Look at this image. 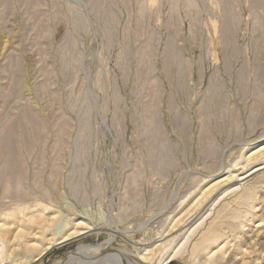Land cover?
I'll use <instances>...</instances> for the list:
<instances>
[{
    "label": "rangeland",
    "instance_id": "obj_1",
    "mask_svg": "<svg viewBox=\"0 0 264 264\" xmlns=\"http://www.w3.org/2000/svg\"><path fill=\"white\" fill-rule=\"evenodd\" d=\"M260 145L264 0H0V221L84 224L32 264H264Z\"/></svg>",
    "mask_w": 264,
    "mask_h": 264
},
{
    "label": "bare ground",
    "instance_id": "obj_2",
    "mask_svg": "<svg viewBox=\"0 0 264 264\" xmlns=\"http://www.w3.org/2000/svg\"><path fill=\"white\" fill-rule=\"evenodd\" d=\"M246 158H247V161L249 163H251V164H256V163L262 162L264 160V145H260V147L254 149ZM262 166H264V165H262ZM262 166H261V168H257L256 167L257 169L251 170L249 175L246 176L245 178L253 175L254 173H256L259 170L264 169V167H262ZM244 167H245V165H244ZM236 181H238L236 179V176L233 175L232 173H229L228 175H226V176L216 180L215 182L211 183L210 185H208L204 190H201L200 196L198 195V198H196L194 200V202H192V204L189 206V208L187 210H185L184 216H188L193 211H195L196 209H199L203 205H205L207 203H210L211 202L210 198L212 196L216 195V193L220 192L221 190L222 191L219 194V196L220 195L222 196V195H224V194H226L228 192H232V191L234 192V191H237V190L239 191L241 186L240 185L236 186V184H235ZM214 197L216 198V196H214ZM214 197H213V199H214ZM217 199L218 198L214 199L215 201L213 202V204L216 202ZM10 216L13 218L11 222H9L10 220H8V221L7 220H1L0 221V264H2L7 257H10L9 250L7 249V244H6L7 241L5 240L6 239V233L4 232V230H6L7 225H8V227L16 226L15 230L13 231V233L11 235V238L9 240L10 243H11L12 240L15 242L14 243L12 241L14 243V245H12V246L15 247L14 250H19L20 251L23 248V246H25L26 248H36V249L40 248L37 251V253L36 252H32L31 256H27L26 255V250L22 249L21 253H19L16 256L13 257V259H15L13 261H16V262H19V263H25V264H32V263H35V262L39 261L42 257H44L45 254H47V252L49 250H52L54 247L62 245L64 243L68 242L69 240H71L72 238L80 236V235H82L84 233L83 230L80 231V230L77 229L79 226L82 227L81 226L82 223L78 222V221L73 226H71L70 229H68V232H55V231L53 232L51 230V228L54 225V221H55L54 219L57 217L56 215H53V216L48 217L46 219H43L41 222H36L34 224V228H32V229L29 228L26 224L22 223V221L18 217L19 214L14 213V214H12ZM34 218H35V216H34ZM38 219H40V218H38ZM32 221H33V218H30L28 220L29 223L32 222ZM34 221H35V219H34ZM263 221L264 220L262 219L260 221V223L263 222ZM181 222H182L181 220H178V224L181 223ZM258 223H257V227H258ZM199 224L203 225L202 221ZM199 224H197L196 226L201 228V226H199ZM176 226L177 225H175L174 229L176 228ZM83 227H84V224H83ZM259 227H261V224L259 225ZM194 229H195V227H194ZM221 229L223 230L222 227H221ZM76 230H78V231H76ZM197 230L198 229L196 228V230L193 231V232H196ZM230 230H232V229H230ZM218 231H219V229H218ZM224 233H225V231H224ZM48 235H50L49 238L47 237ZM229 236L231 237V235H229ZM169 240H171V239H169ZM214 240H213V242L216 241V240L215 241ZM44 241H45V243H44ZM173 241H174V239H172L169 243L172 244ZM166 244H167V242L166 243H161V244L157 245L156 246L157 248H155L154 250L157 249L158 252H159L160 249L162 247H164ZM165 248H164V251L167 249V248L166 249ZM27 250H29V249H27ZM154 250H147V253H145V255H143L141 257V259H142L141 261H143V263L144 262L147 263L148 261L152 260V258H150V257H154L155 256V255H153V254H155V252L153 253ZM162 253H163V251H162ZM151 255H153V256H151ZM110 258H113V256H111V255L109 256L108 255V256H106L104 258V259H106V263L107 264H123L120 259H115V258L110 259ZM114 260H115V262H114Z\"/></svg>",
    "mask_w": 264,
    "mask_h": 264
}]
</instances>
